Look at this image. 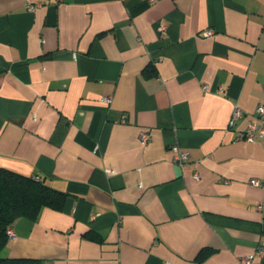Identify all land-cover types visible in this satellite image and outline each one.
<instances>
[{
    "label": "crops",
    "instance_id": "0c3cea01",
    "mask_svg": "<svg viewBox=\"0 0 264 264\" xmlns=\"http://www.w3.org/2000/svg\"><path fill=\"white\" fill-rule=\"evenodd\" d=\"M263 86L264 0H0V168L67 195L2 257L264 264Z\"/></svg>",
    "mask_w": 264,
    "mask_h": 264
},
{
    "label": "trees",
    "instance_id": "16d2710c",
    "mask_svg": "<svg viewBox=\"0 0 264 264\" xmlns=\"http://www.w3.org/2000/svg\"><path fill=\"white\" fill-rule=\"evenodd\" d=\"M66 198L65 193L42 180L0 168V264H42L38 259L2 257L1 252L9 241L7 231L19 218L35 220L44 208L62 210ZM89 236L95 234L89 233ZM206 256L203 250L198 259Z\"/></svg>",
    "mask_w": 264,
    "mask_h": 264
},
{
    "label": "built area",
    "instance_id": "2783aa9c",
    "mask_svg": "<svg viewBox=\"0 0 264 264\" xmlns=\"http://www.w3.org/2000/svg\"><path fill=\"white\" fill-rule=\"evenodd\" d=\"M28 10L33 11V7L29 5ZM163 28H164L163 26H160L161 30ZM212 34L213 31L210 29H205L201 32V35L203 37H210L212 36ZM73 56L75 57V54H73ZM205 89L206 86H203V90ZM262 93L264 94V86L262 88ZM102 102L105 105H109V103L111 102V97L108 96L102 98ZM242 115H243L242 112L239 109H236L231 116V119L229 121V126H232L235 120L240 118ZM257 122H259L260 125H257ZM263 137H264V105L259 104L255 109L254 119L250 121L245 127V129L236 136L235 140L253 143L255 141L261 140ZM139 140L142 146H147L150 141V134L145 130L140 131ZM171 150L173 153L172 162L178 165L179 167H184L186 163L190 161L189 152L182 150L177 145L171 146ZM195 177H197V175ZM250 184L257 187L263 186L260 180L257 179H251ZM257 209L262 213L261 226L264 235V200L257 205ZM7 234L9 239L14 237L12 229H9L7 231ZM257 253L260 257L262 258L264 257V241L258 246ZM249 261L250 258L246 259L247 263H249ZM165 264H173V263L166 262Z\"/></svg>",
    "mask_w": 264,
    "mask_h": 264
}]
</instances>
